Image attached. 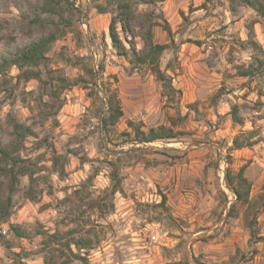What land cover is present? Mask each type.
<instances>
[{
    "label": "rangeland",
    "instance_id": "obj_1",
    "mask_svg": "<svg viewBox=\"0 0 264 264\" xmlns=\"http://www.w3.org/2000/svg\"><path fill=\"white\" fill-rule=\"evenodd\" d=\"M44 1L0 0V54H19L51 28L47 15L48 22L38 27L24 20L31 6ZM69 1L77 7L74 28L52 44L46 61L25 67L44 79L52 74L78 80L62 94L56 120L41 116L37 80L25 83L16 67L0 74V143L8 144L12 136L8 115L31 125L36 136L26 141L23 155L37 165L35 200L27 198L30 180L23 177L11 217L0 222V264H45L41 230H73L95 242L85 261L70 264H192L187 250L197 264H264V210L258 212L264 201V72L237 74L258 57L253 43L264 50V21L246 7L231 13L230 0L139 6V13L155 12L153 43L169 45L161 68L181 91L169 98L149 69L134 68L117 55L109 38L112 15L97 13L88 0ZM141 19L129 37L138 50L144 47ZM111 95L123 116L102 133ZM235 106L243 125L232 121ZM129 122L146 132L171 127L177 138L135 144L127 135ZM236 137L254 145L233 149ZM133 148V155L119 154ZM244 166L252 208L238 204L229 218L235 197L226 171L235 178ZM114 168L123 192L111 195ZM11 224L31 238L16 239ZM193 238L199 239L188 245Z\"/></svg>",
    "mask_w": 264,
    "mask_h": 264
},
{
    "label": "trees",
    "instance_id": "obj_2",
    "mask_svg": "<svg viewBox=\"0 0 264 264\" xmlns=\"http://www.w3.org/2000/svg\"><path fill=\"white\" fill-rule=\"evenodd\" d=\"M166 0H88V3L99 14L112 15L109 25V38L113 49L116 50L119 57L124 58L134 68L149 69L160 81L165 89V96L169 98L180 95L181 91L176 90L172 85V78L161 68V57L169 45L154 44L152 29L156 26L153 21L155 12L139 13L138 7L149 6L156 7L158 4ZM239 7H246L255 12L259 20L264 21V0H230V11L233 14L238 12ZM77 8V7H76ZM75 4L69 0H45L43 3L31 6V13L24 17V20L29 26H40L48 21L43 20V16L47 15L51 28L43 35L34 39L29 46L15 56H3L0 54V74L4 75L9 68L16 67L22 71L18 78L23 77L25 83L30 80H37L41 84L42 92L38 97V101L42 111V118L45 120H56L58 112L63 106L62 94L65 90L70 89L78 84V80H70L62 76L48 75L47 79L42 77V74L32 70H25V67L32 65L38 67L47 60V53L51 46L59 38L67 33V29L74 28L72 18L76 14ZM68 14L69 17H66ZM138 18H142L140 26L145 29V34L142 35L144 47L138 50L134 41L129 40V37L134 36L135 24ZM47 19V20H48ZM258 22V21H257ZM67 25H66V24ZM120 26L123 34V39L117 29ZM165 31L169 36L172 35L171 28L166 25ZM128 44V48L125 45ZM255 50L258 52V57L254 63L248 68L239 67L237 74L241 77L253 76L256 72H264V50L256 43H253ZM174 60H177L178 53L173 51ZM47 97L48 101H43ZM106 104L108 114L104 120L105 128L114 126L123 116L120 103L116 95L107 97ZM231 117L234 124L243 125L244 120L239 114L237 106L232 108ZM7 125L12 132L11 139L8 144L0 143V222L7 221L12 214L14 207V194L18 189L21 179L28 177L30 187L27 191V198L35 200L34 182H35V165L30 157L24 156L26 149V141L36 136V132L31 125L20 122L15 116L8 115L6 119ZM128 127L132 136V143L135 144H152L173 140L177 138V134L173 128L159 126L151 128L149 131L142 130V127L133 122H129ZM254 143L249 141H241L236 137L233 141V149H243L253 146ZM42 143L37 144L36 149H41ZM133 155V153L129 154ZM58 156L53 158L54 166L59 162ZM246 166L242 167L237 176L234 178L229 170L226 171V185L233 193L235 202L231 205L228 217L236 216V205L242 204L248 208L252 204L250 201L251 183L245 177ZM64 172V167H61V173ZM111 195L122 193L121 179L117 168H114L110 173ZM165 204L166 198H162ZM113 208V207H112ZM258 212L264 210V201L258 207ZM9 232L16 239L31 238L30 233L19 225H10ZM252 236L255 234L251 231ZM38 235L43 236L40 252L44 256L45 264H70L73 261H85L86 254L95 248V242L89 237H77V232L68 230L66 232L56 231L49 233L41 230Z\"/></svg>",
    "mask_w": 264,
    "mask_h": 264
},
{
    "label": "water",
    "instance_id": "obj_3",
    "mask_svg": "<svg viewBox=\"0 0 264 264\" xmlns=\"http://www.w3.org/2000/svg\"><path fill=\"white\" fill-rule=\"evenodd\" d=\"M104 129H105V125H104V122H103V120H102V133H104ZM104 135V134H103ZM103 139H104V142L105 143H107V140H106V137H105V135L103 136ZM136 149H130V150H128V151H120L119 152V154H127V153H131L132 151H135ZM213 232V230L212 231H210L209 233H208V235L209 234H211ZM199 238H193V239H191L189 242H188V245L189 244H191L192 242H194V241H196V240H198ZM186 250H187V248H186ZM187 256H188V258H189V260H190V262L192 263V264H197V262L195 261V258L191 255V253H190V251L189 250H187Z\"/></svg>",
    "mask_w": 264,
    "mask_h": 264
},
{
    "label": "crops",
    "instance_id": "obj_4",
    "mask_svg": "<svg viewBox=\"0 0 264 264\" xmlns=\"http://www.w3.org/2000/svg\"><path fill=\"white\" fill-rule=\"evenodd\" d=\"M257 25H259V24H257ZM123 212H124V213H125V212L128 213V211H127L126 209H124ZM126 213H125V214H126ZM132 240H136V239H134V237H133Z\"/></svg>",
    "mask_w": 264,
    "mask_h": 264
}]
</instances>
